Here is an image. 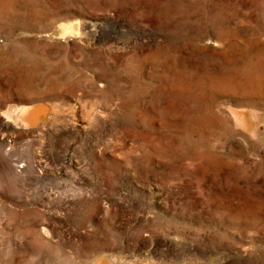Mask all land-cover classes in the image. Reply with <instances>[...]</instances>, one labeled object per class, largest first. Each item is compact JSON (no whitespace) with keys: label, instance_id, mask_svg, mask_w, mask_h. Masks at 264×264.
Listing matches in <instances>:
<instances>
[{"label":"rangeland","instance_id":"374dc122","mask_svg":"<svg viewBox=\"0 0 264 264\" xmlns=\"http://www.w3.org/2000/svg\"><path fill=\"white\" fill-rule=\"evenodd\" d=\"M0 264H264V0H0Z\"/></svg>","mask_w":264,"mask_h":264},{"label":"bare ground","instance_id":"6f19581e","mask_svg":"<svg viewBox=\"0 0 264 264\" xmlns=\"http://www.w3.org/2000/svg\"><path fill=\"white\" fill-rule=\"evenodd\" d=\"M28 100V99H27ZM29 101V100H28ZM11 104V103H10ZM22 105V104H21ZM19 112L23 115H26L27 113L30 112L31 108L29 106L23 105L18 108ZM251 109V108H250ZM8 113V112H7ZM10 114V113H9ZM7 118V117H6ZM41 173V172H40Z\"/></svg>","mask_w":264,"mask_h":264}]
</instances>
